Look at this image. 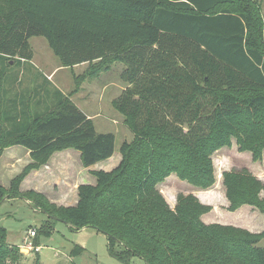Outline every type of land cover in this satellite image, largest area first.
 Listing matches in <instances>:
<instances>
[{"label": "trees", "instance_id": "obj_1", "mask_svg": "<svg viewBox=\"0 0 264 264\" xmlns=\"http://www.w3.org/2000/svg\"><path fill=\"white\" fill-rule=\"evenodd\" d=\"M34 37L47 40L63 67L87 64L91 79L115 63L125 66L121 79L129 87L113 104L133 139L122 143L117 167L91 172L96 184L78 187L75 206H56L20 185L67 149L80 153L85 168L107 161L116 137L97 132L74 94L59 90L44 111L7 114L9 71L32 61ZM233 141L262 161L264 21L256 0H0V158L19 146L32 159L10 188L0 183V205L29 200L47 221L102 233L123 264L133 257L145 264H264V231L207 224L202 217L210 206L179 194L171 208L158 190L173 174L212 187L213 155ZM223 181L229 210L249 205L264 213L262 180L243 169L225 172ZM47 221L37 237L52 235ZM8 242L0 224V264H18L20 250ZM82 251L76 245L71 254Z\"/></svg>", "mask_w": 264, "mask_h": 264}, {"label": "rangeland", "instance_id": "obj_2", "mask_svg": "<svg viewBox=\"0 0 264 264\" xmlns=\"http://www.w3.org/2000/svg\"><path fill=\"white\" fill-rule=\"evenodd\" d=\"M256 1L261 7V16L264 21V0ZM30 44L35 54L37 65L43 72L49 73L52 79L51 88L58 87V89H56L63 92L65 95L80 93L78 95L75 94L76 96H72H75V104L86 109L89 114L96 115L92 120L97 132L113 133L115 135L114 157L111 160L98 163L93 167L96 171H110V169L118 165L121 159L120 147L122 143L125 141L130 142L133 139V134L125 125L124 117L120 115V112L116 110L113 104L118 98L117 96L119 93L127 85L121 80V72L125 69L124 64L115 63L110 71L103 72L99 77L91 79L85 76L88 72L87 64L79 65L74 68L63 67L50 49L45 38L34 37L30 40ZM11 64L14 65V63ZM51 72L53 74H51ZM80 77H82V79H80ZM35 87L36 86H33L30 89L33 90ZM5 92L6 90H4V94ZM61 152L54 153L48 160V163L51 161L54 165V181H56L58 177V180L61 179L60 182L74 181L73 185H76L77 182L89 181V179L93 177L91 173L93 171H89L83 167V165H80L79 156L74 153L73 149H67ZM67 152L70 153L66 154ZM64 159H68L74 164L73 168L75 167V169L66 170L62 168V161ZM213 161L215 164V183L212 187L207 189L198 188L173 174L158 185V190L165 197L171 208L176 206L179 194H191L197 197L204 205L211 207V211L203 215L208 221H215L223 225L235 223L237 226L234 227L252 233L263 232L264 213L260 212L256 207L244 205L249 207H246V209L242 211L241 208L243 206L235 211L229 210L230 203L226 195L223 174L232 170L240 171L247 169L255 177L260 178V180L264 182V156L262 161L255 162L250 152H241L236 141H233L231 147H225L215 152ZM1 171L3 172L2 169ZM3 174H5V172H3ZM3 174L0 173V183L3 182L7 185V180ZM75 175H77V177ZM47 176L53 182L51 172L47 173ZM3 187L8 189L10 188V184L7 187ZM71 189L72 187L70 188L69 185L67 190L58 196V198L63 199L59 201L60 203L66 204L71 200L73 192ZM57 190H59L58 187ZM27 191H34L43 195L50 203L56 206L67 207L66 205L52 202L42 190L21 189V192ZM47 191L48 188L46 186L44 192ZM56 196H54V198H56ZM261 198L264 200V191L261 193ZM70 204H74L73 200L68 203V205ZM47 219L44 213L32 207L29 200L7 198L0 205V224L7 229L8 244L20 250L21 258L17 259L16 263L33 264L37 258H41L42 256L45 260L42 264H123L110 255L109 242L106 235L92 229L73 231L63 222L47 221ZM45 221H47V227L52 228V235L50 237L36 236L34 240L29 238V232L32 230L36 231L38 235L39 229L44 227ZM24 237L25 239H23ZM22 239V244L17 246L16 243ZM30 242L36 247L39 246L41 249L43 248L41 256L40 252L33 251V253H28L26 251L24 245ZM76 245L83 247L84 251L80 252V254L78 253L79 255L77 257H73L71 252ZM259 247H264V240L260 242ZM115 249L118 250L120 248L116 246ZM131 264L145 263L141 259L133 257Z\"/></svg>", "mask_w": 264, "mask_h": 264}, {"label": "crops", "instance_id": "obj_3", "mask_svg": "<svg viewBox=\"0 0 264 264\" xmlns=\"http://www.w3.org/2000/svg\"><path fill=\"white\" fill-rule=\"evenodd\" d=\"M42 72L43 70H41V68L37 65L35 54L33 56L32 61L30 62L22 61L16 68L9 71L10 76L8 78L7 85H5L6 92L4 94V104H5V109H7L6 111L7 114L14 115L15 118L16 116H19V118H21V116L25 115V113L30 112L31 115H33L32 113L41 112L53 106V104L55 103V100H58V95H57L58 87H56L57 89L51 88L52 79L49 76V73L47 74L45 72L43 73ZM51 74L53 73L51 72ZM14 75L17 76V78H14ZM33 86H36V87L33 90H31L30 88ZM128 87L129 86L126 85L125 88L122 89V91L119 93L117 97H119L122 94V92L126 90V88ZM50 88L52 89V91ZM78 94L80 93H76V95ZM75 96L71 98L74 103H75L74 101ZM8 100H9V107L6 108L7 107L6 103L8 102ZM11 100H15L17 101V103H10ZM79 108L87 115L88 118L90 119L95 118L96 115L89 114L87 110L83 109L82 107H79ZM61 153H65V152H61ZM69 153L70 152H67L66 154H69ZM74 153H76V155L79 156L80 165H82L80 153L75 150H74ZM112 158H110L109 160H111ZM120 161L121 159L119 160V163ZM31 163H32V159L30 157V152L27 149L23 147H19V146H13V147H9L5 149V151L3 152L0 158V173L3 174V172H5V174L3 175L5 179L7 180V185L6 183H3V182H1V185L7 187L11 183V181L14 179V177L20 174L23 171V169ZM73 165L74 164H72L68 159L66 160L64 159L62 161V168L66 170H74L75 167L73 168ZM94 166L95 165L88 167L86 169H88L89 171H96V169L93 168ZM117 166L118 165H116L115 167ZM53 167L54 165L50 161L46 166L41 167L39 170L31 171L28 174V176L22 181L21 186H20L21 189L22 190H42L43 193H45L52 200V202L62 204L59 201H62L63 199L58 198V196L60 194H63L70 185V188L72 187L71 190L73 191L72 192L73 198L71 197L70 201L73 200L74 204L68 205L70 201L67 202L66 204H62V205H66L67 207H69V206L76 205V203L78 202L77 189L81 184H92V185L96 184V179L94 178V176L91 177L89 181L77 182L76 185H73L74 181L60 182L61 179L58 180V177H57V180L54 181V176H53L54 168ZM1 169L3 170V172L1 171ZM49 172H51L53 182L47 176V173ZM75 176L77 177V175ZM46 186L48 188V191L44 192L46 189ZM57 187L59 188V190H57ZM54 196H56V198H54ZM246 207H249V206H243L241 208V211L246 209ZM204 217L205 216L202 217V220L207 224L217 223L215 221H208ZM230 225L237 226L235 223L234 224L230 223ZM83 230H86V229H83ZM23 239H25V237ZM23 239L17 242L16 245L17 246L21 245L23 242ZM32 240H34V238H32ZM42 251H43V248L40 251V256L42 255L41 254ZM40 259H41V263L45 262L44 257L41 256Z\"/></svg>", "mask_w": 264, "mask_h": 264}, {"label": "built area", "instance_id": "obj_4", "mask_svg": "<svg viewBox=\"0 0 264 264\" xmlns=\"http://www.w3.org/2000/svg\"><path fill=\"white\" fill-rule=\"evenodd\" d=\"M36 231H34V230H32V231H30L29 232V238H34L35 236H36V233H35ZM32 241V240H31ZM24 248L26 249V251L28 252V253H30V252H33V251H35V252H40V250H41V248L38 246V247H36L32 242H30L29 244H25L24 245ZM23 250V249H22Z\"/></svg>", "mask_w": 264, "mask_h": 264}]
</instances>
